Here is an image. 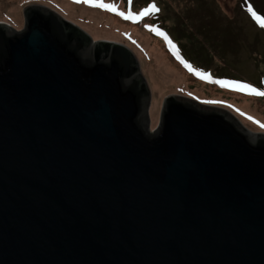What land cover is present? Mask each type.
Listing matches in <instances>:
<instances>
[{"label":"water","instance_id":"obj_1","mask_svg":"<svg viewBox=\"0 0 264 264\" xmlns=\"http://www.w3.org/2000/svg\"><path fill=\"white\" fill-rule=\"evenodd\" d=\"M0 21V264H264V132L151 89L51 7Z\"/></svg>","mask_w":264,"mask_h":264},{"label":"rangeland","instance_id":"obj_2","mask_svg":"<svg viewBox=\"0 0 264 264\" xmlns=\"http://www.w3.org/2000/svg\"><path fill=\"white\" fill-rule=\"evenodd\" d=\"M125 1L0 0V21L10 22L20 31L25 26V7L41 4L81 26L95 41L109 40L128 46L138 58L151 89V131L159 125L165 97L181 95L207 105L221 106L252 132H264L261 126L264 125V96L256 94L264 92V27L253 16L255 12L264 20L255 9H264V0H139L140 3L129 0L127 5H122ZM105 4L119 12L110 20L113 29L112 26L102 29L106 27L103 19L109 17L107 10L100 6ZM153 4L155 9L151 7ZM187 15L190 19L185 17ZM153 28L157 31H152ZM126 29L131 36L128 43L115 35L126 33ZM185 31L187 34L182 36ZM161 33L167 37L163 41L167 47L154 39L162 46L157 50L160 54L163 52L170 70L160 67L156 56L143 46L148 42L146 34L153 38ZM94 34L99 36L96 38ZM155 40L150 39L149 43ZM237 76L249 80L248 83H216L218 79L234 80ZM227 102L237 110L225 106ZM246 111L249 116L245 115Z\"/></svg>","mask_w":264,"mask_h":264},{"label":"trees","instance_id":"obj_3","mask_svg":"<svg viewBox=\"0 0 264 264\" xmlns=\"http://www.w3.org/2000/svg\"><path fill=\"white\" fill-rule=\"evenodd\" d=\"M128 1L129 0H126L125 1V3H123L122 5H127L128 4ZM199 2H204L205 0H198ZM137 2L138 3H140L139 2V0H137ZM206 2V1H205ZM145 3H147V2H145ZM105 8V7H104ZM106 10H107V15H111V17H106V18H104L103 20H105L104 22H105V24H104V26L106 25V27H102V29L103 28H110L111 26H112V29H113V27H114V25H112L111 24V19H112V16H117L118 14H119V12L117 11V9H114V8H105ZM256 10H257V12L258 13H260L261 15H262V17H264V9H262V8H255ZM176 16H178L177 14H176ZM185 17H190L189 15H187V16H185ZM190 19V18H189ZM10 23V22H9ZM101 24V23H100ZM172 26H175V24L174 25H172ZM113 32H115L114 30H113ZM186 32V31H185ZM187 34V32L185 33V34H183L182 36H184V35H186ZM189 34H190V32H189ZM95 35V37L97 38V36H99V34H94ZM115 35H117V37H119V36H121V37H119V38H123V39H125V41L128 43V41L130 40V33H129V30L128 29H126V33H124V34H118V33H115ZM153 38H156V39H158V42H162L161 44H162V46L164 45V46H166L167 47V45H165L164 43H163V41H166L165 40V37H164V34L162 35V34H159V35H157V34H155V37H153ZM161 46V47H162ZM160 47V48H161ZM169 51H171L172 52V50H169ZM263 74V73H262ZM264 75V74H263ZM217 79V78H216ZM234 80H232V79H218L219 81H225L226 83L225 84H238L239 82L240 83H248V81L249 80H246V79H244L243 77H241V76H237V77H234L233 78ZM237 80H238V82H237ZM225 84H223V85H225ZM259 86H262V85H260L259 84ZM260 88V87H259ZM219 92H221V91H219ZM218 95H219V93H217ZM230 94H232V95H236V94H234V92H230ZM225 98V97H224ZM212 100H214V99H212ZM212 103H216V102H212ZM225 106H227V107H229V108H232L233 110H237V109H235L234 108V106L232 105V103H229V102H227L226 104H225ZM238 111H240V110H238ZM246 113L247 114H245V115H250L249 113H248V111H246ZM263 120V119H262Z\"/></svg>","mask_w":264,"mask_h":264},{"label":"bare ground","instance_id":"obj_4","mask_svg":"<svg viewBox=\"0 0 264 264\" xmlns=\"http://www.w3.org/2000/svg\"><path fill=\"white\" fill-rule=\"evenodd\" d=\"M108 16L111 17L110 15H108ZM145 38H146V40H148V42H144V44H143L146 51L149 52L150 54H154L156 56L157 64L160 67L165 66L166 68H168V70H170V67L166 61V57L163 55V52L161 51V54L158 53L157 49L160 48L161 45L154 38H148V34H146ZM150 39L155 40V43H149Z\"/></svg>","mask_w":264,"mask_h":264},{"label":"snow or ice","instance_id":"obj_5","mask_svg":"<svg viewBox=\"0 0 264 264\" xmlns=\"http://www.w3.org/2000/svg\"><path fill=\"white\" fill-rule=\"evenodd\" d=\"M101 7H105V8H109V7H111V5H100ZM152 9H155V5L153 4L152 6ZM156 10H158V9H156ZM250 11H251V9H249ZM148 10L146 9L145 10V12H147ZM121 15H123V13H121ZM253 16H255L256 17V19L258 20V21H260L261 22V26L262 27H264V20H261V18L259 17V16H256V13L255 12H253ZM152 31H157V29H155V28H153V29H151ZM162 35H163V33H161ZM166 39H167V37H165ZM186 67H190L189 65H186ZM216 83H219V84H225L226 82L225 81H216ZM242 87H248L247 85H242ZM253 91H255V89H253ZM257 95H261V96H264V92H257L256 93ZM262 127H264V125H261Z\"/></svg>","mask_w":264,"mask_h":264}]
</instances>
